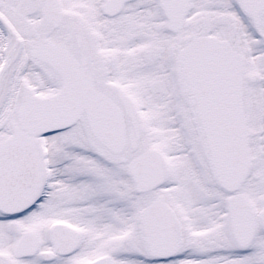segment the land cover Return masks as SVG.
<instances>
[{"label": "snow or ice", "instance_id": "1", "mask_svg": "<svg viewBox=\"0 0 264 264\" xmlns=\"http://www.w3.org/2000/svg\"><path fill=\"white\" fill-rule=\"evenodd\" d=\"M0 264H264V0H0Z\"/></svg>", "mask_w": 264, "mask_h": 264}]
</instances>
